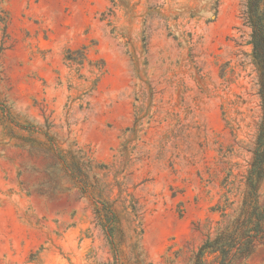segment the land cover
I'll list each match as a JSON object with an SVG mask.
<instances>
[{
    "label": "rangeland",
    "instance_id": "374dc122",
    "mask_svg": "<svg viewBox=\"0 0 264 264\" xmlns=\"http://www.w3.org/2000/svg\"><path fill=\"white\" fill-rule=\"evenodd\" d=\"M246 2L0 0V264H195L262 123Z\"/></svg>",
    "mask_w": 264,
    "mask_h": 264
},
{
    "label": "trees",
    "instance_id": "16d2710c",
    "mask_svg": "<svg viewBox=\"0 0 264 264\" xmlns=\"http://www.w3.org/2000/svg\"><path fill=\"white\" fill-rule=\"evenodd\" d=\"M245 20L251 28L253 58L260 71L259 95L262 107L253 160L246 177L247 194L239 217L209 236L198 251L195 264H245L258 245L264 243V206L260 188L264 181V0H247ZM213 257L212 261L208 258Z\"/></svg>",
    "mask_w": 264,
    "mask_h": 264
}]
</instances>
